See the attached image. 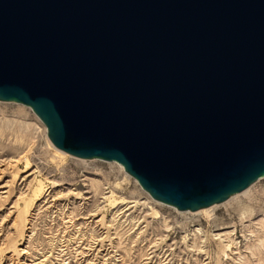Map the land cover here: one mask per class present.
I'll return each mask as SVG.
<instances>
[{"label": "water", "instance_id": "95a60500", "mask_svg": "<svg viewBox=\"0 0 264 264\" xmlns=\"http://www.w3.org/2000/svg\"><path fill=\"white\" fill-rule=\"evenodd\" d=\"M0 102L179 212L264 178V0H0Z\"/></svg>", "mask_w": 264, "mask_h": 264}, {"label": "rangeland", "instance_id": "374dc122", "mask_svg": "<svg viewBox=\"0 0 264 264\" xmlns=\"http://www.w3.org/2000/svg\"><path fill=\"white\" fill-rule=\"evenodd\" d=\"M0 169V264H264V178L210 215L179 212L119 164L58 151L28 107L3 102Z\"/></svg>", "mask_w": 264, "mask_h": 264}, {"label": "bare ground", "instance_id": "6f19581e", "mask_svg": "<svg viewBox=\"0 0 264 264\" xmlns=\"http://www.w3.org/2000/svg\"><path fill=\"white\" fill-rule=\"evenodd\" d=\"M61 152V151H60ZM63 153V152H62ZM65 154V153H64ZM21 161L20 160H18L17 161V164H19ZM11 164V163H10ZM119 167H120V169L121 170H123V168L119 165ZM0 170H2V169H0ZM3 171V170H2ZM0 189H2V190H4V189H6V187L5 186H2V188H0ZM250 189H251V187H249L247 190H245L244 192H242V193H240V194H236V195H234V196H232V197H230V199H228L226 202H224V203H222V204H219V205H223V206H225V205H228V204H230L232 201H235L236 199H238L239 197H241V196H246L248 193H249V191H250ZM1 195L0 196H3V195H5V194H8V192L7 191H3L2 193H0ZM56 201V200H55ZM122 204H124V203H126V202H121ZM47 204V203H46ZM129 206V205H128ZM215 206H217V205H215ZM215 206H212V207H209V208H206V209H202V210H199V211H196V212H193V213H197L196 214V216H199V215H210L211 213H213V211H214V209L216 208ZM133 207V206H132ZM13 208V207H12ZM126 208H128V207H126ZM183 213H186V212H183ZM214 216V215H213ZM212 219V218H211ZM214 221V220H213ZM232 231H234V230H232ZM200 233V232H199ZM232 235H233V233H232ZM231 235V236H232ZM252 235V234H251ZM227 236H229V233H220L219 234V239L220 240H222V241H227L226 239L228 238ZM231 238V237H230ZM250 238H251V236H250ZM237 241V240H236ZM231 245H229V247H233V248H235L234 247V245H235V243L234 242H232V243H230ZM237 244V243H236ZM227 246V245H226ZM232 248V249H233ZM238 248V247H237ZM234 250V249H233ZM234 253H236V252H234ZM239 254V253H238ZM26 264H40V263H33V262H31V263H28L27 261L25 262Z\"/></svg>", "mask_w": 264, "mask_h": 264}]
</instances>
